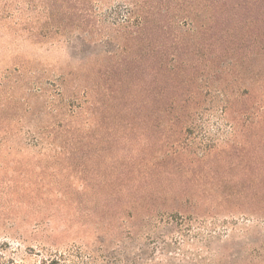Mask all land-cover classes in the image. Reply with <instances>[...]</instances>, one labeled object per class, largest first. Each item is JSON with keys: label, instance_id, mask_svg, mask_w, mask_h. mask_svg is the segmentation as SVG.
I'll return each mask as SVG.
<instances>
[{"label": "rangeland", "instance_id": "374dc122", "mask_svg": "<svg viewBox=\"0 0 264 264\" xmlns=\"http://www.w3.org/2000/svg\"><path fill=\"white\" fill-rule=\"evenodd\" d=\"M0 264H264V0H0Z\"/></svg>", "mask_w": 264, "mask_h": 264}]
</instances>
